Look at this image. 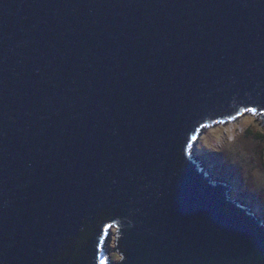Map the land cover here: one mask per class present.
<instances>
[{
	"label": "water",
	"instance_id": "1",
	"mask_svg": "<svg viewBox=\"0 0 264 264\" xmlns=\"http://www.w3.org/2000/svg\"><path fill=\"white\" fill-rule=\"evenodd\" d=\"M244 113L264 0H0V264H264L192 152Z\"/></svg>",
	"mask_w": 264,
	"mask_h": 264
},
{
	"label": "rangeland",
	"instance_id": "2",
	"mask_svg": "<svg viewBox=\"0 0 264 264\" xmlns=\"http://www.w3.org/2000/svg\"><path fill=\"white\" fill-rule=\"evenodd\" d=\"M258 116L244 113L232 122L202 129L192 152L213 179L226 182L230 198L246 201L264 218V124L259 125ZM113 234L111 227L103 243L107 252L112 250ZM107 255L111 264L118 260L116 253Z\"/></svg>",
	"mask_w": 264,
	"mask_h": 264
},
{
	"label": "trees",
	"instance_id": "3",
	"mask_svg": "<svg viewBox=\"0 0 264 264\" xmlns=\"http://www.w3.org/2000/svg\"><path fill=\"white\" fill-rule=\"evenodd\" d=\"M258 115H259V114H255V116H258ZM258 118H259L260 122H261L262 124H264V119H262L261 116H260V117L258 116ZM206 160H208V159H206ZM212 164H213V163H212ZM213 166H214V165H213ZM216 168L218 169V167H216ZM220 173L223 174L222 172H220ZM222 185H226V182L222 183ZM228 185H229V184H227V186H228ZM228 190H229V188L227 187V193H228ZM229 197H230V196H229ZM231 199H233V198H231ZM233 201H234L237 205H239V206H241V205H245V204H246V201L237 200L236 198H234ZM240 204H241V205H240ZM241 207H244V208L246 209V212H247V213H250L251 215H254L255 217H257V218L260 220L261 224H264V218L259 217L258 215H256V214L254 213V211L252 210L253 207H250V205H248V204H246L245 206H241ZM103 256H105V264H111V261H110L108 255H107L106 253H104ZM118 256H119V255H118ZM111 259H112V258H111ZM113 264H114V263H113Z\"/></svg>",
	"mask_w": 264,
	"mask_h": 264
}]
</instances>
